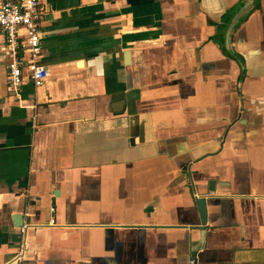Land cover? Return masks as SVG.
Instances as JSON below:
<instances>
[{
    "label": "crops",
    "instance_id": "obj_1",
    "mask_svg": "<svg viewBox=\"0 0 264 264\" xmlns=\"http://www.w3.org/2000/svg\"><path fill=\"white\" fill-rule=\"evenodd\" d=\"M241 1L40 0L50 73L17 91L0 31V264H264V0L233 55Z\"/></svg>",
    "mask_w": 264,
    "mask_h": 264
},
{
    "label": "built area",
    "instance_id": "obj_2",
    "mask_svg": "<svg viewBox=\"0 0 264 264\" xmlns=\"http://www.w3.org/2000/svg\"><path fill=\"white\" fill-rule=\"evenodd\" d=\"M42 16L40 0H0V31L5 37V50L10 56L7 80L15 91L26 78L36 87L40 86L50 73L48 66L38 60ZM27 228L26 223L20 226L21 234ZM194 263L195 260L191 259V264Z\"/></svg>",
    "mask_w": 264,
    "mask_h": 264
},
{
    "label": "water",
    "instance_id": "obj_3",
    "mask_svg": "<svg viewBox=\"0 0 264 264\" xmlns=\"http://www.w3.org/2000/svg\"><path fill=\"white\" fill-rule=\"evenodd\" d=\"M257 0H242L241 3L234 9L232 16L228 19L225 24V29L222 32L224 37L223 46L227 48V51H231L234 55L232 36L236 27L241 23V21L248 16L250 11L254 8ZM212 186V183H211ZM211 189V188H210ZM196 202L201 211L202 224H206L207 221V209H206V198L200 197L196 198ZM14 223L16 226L20 227L23 225L22 214H15Z\"/></svg>",
    "mask_w": 264,
    "mask_h": 264
}]
</instances>
